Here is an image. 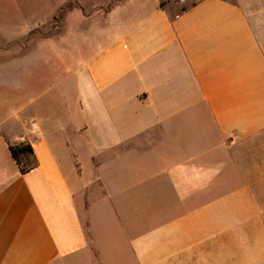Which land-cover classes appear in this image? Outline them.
Listing matches in <instances>:
<instances>
[{
    "label": "crops",
    "instance_id": "1",
    "mask_svg": "<svg viewBox=\"0 0 264 264\" xmlns=\"http://www.w3.org/2000/svg\"><path fill=\"white\" fill-rule=\"evenodd\" d=\"M62 1L0 0V68L68 82L0 90V264H264V166L238 154L264 131V0H124L4 47Z\"/></svg>",
    "mask_w": 264,
    "mask_h": 264
},
{
    "label": "rangeland",
    "instance_id": "2",
    "mask_svg": "<svg viewBox=\"0 0 264 264\" xmlns=\"http://www.w3.org/2000/svg\"><path fill=\"white\" fill-rule=\"evenodd\" d=\"M123 1L124 0H63L60 5L54 4V2H51V4L47 2L45 6L46 11L44 19L40 21L41 24L31 30L27 38L23 41L21 38L14 39L12 40V43H7V45L5 44L4 47L8 50H12L13 47H15L14 49L17 48L16 46H19L18 48H23V45H25L26 47L24 49H26L28 48V45H30L32 40H38L42 38H46L48 40H53L55 38L70 40V30L72 28L80 27V25L85 22V18L94 16V18H96L95 20H99V18H101L105 12L122 3ZM193 2L194 0H180L178 4H181L180 6L185 8L191 5ZM75 3H78L81 8L71 10L61 20H54V17L62 7L67 4L74 5ZM7 5H1L0 9L6 7ZM32 6L33 5H31L30 8L33 9V13L35 15H39V13L42 12V7ZM35 8H39V10H34ZM14 13L16 15V11ZM27 25V22L22 21L19 23V26L17 27V29H15V31H11L9 33L12 35H17L15 33H18L19 35L25 34V28ZM9 45H13V47L11 48V46ZM53 47L54 44L51 45L52 49ZM51 48L50 45L46 46V55H49L50 52L53 53V51H51ZM38 52L39 50L36 49L35 52L30 54V57L33 58V56L38 55ZM39 69L42 74L43 72L46 74L45 86H42L44 90H60V88L63 89L66 87L68 83L67 81L58 85V76L62 77L65 75L66 66L61 64L60 67L58 62H55L52 59L50 63L48 61L46 62V66H40L39 68L36 61L27 62V60H25L23 57L12 65L3 66L0 68V90H16L19 92L20 90H27L28 83H30L31 85L33 84L34 77L39 72ZM55 84H57L56 88ZM32 90H34V87H32ZM238 154L243 157L242 160L239 159V165L243 164L244 167L264 166V131L261 132L258 136L254 137L251 142L239 146ZM82 217L83 219H85L84 215ZM86 224L87 222L85 223V225Z\"/></svg>",
    "mask_w": 264,
    "mask_h": 264
},
{
    "label": "trees",
    "instance_id": "3",
    "mask_svg": "<svg viewBox=\"0 0 264 264\" xmlns=\"http://www.w3.org/2000/svg\"><path fill=\"white\" fill-rule=\"evenodd\" d=\"M160 5L162 6V3ZM80 8L81 7L78 3H75L74 5L67 4L58 11L54 20H61L71 10ZM9 151L12 158L17 163L21 174H25L36 167V160L33 156V150L29 143L21 142L16 145H10Z\"/></svg>",
    "mask_w": 264,
    "mask_h": 264
},
{
    "label": "built area",
    "instance_id": "4",
    "mask_svg": "<svg viewBox=\"0 0 264 264\" xmlns=\"http://www.w3.org/2000/svg\"><path fill=\"white\" fill-rule=\"evenodd\" d=\"M182 1V0H181Z\"/></svg>",
    "mask_w": 264,
    "mask_h": 264
}]
</instances>
